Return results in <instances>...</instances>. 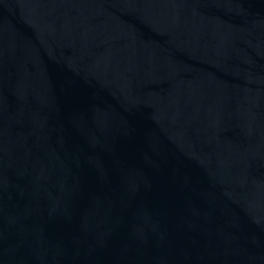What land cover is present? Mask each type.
<instances>
[{
  "label": "water",
  "instance_id": "95a60500",
  "mask_svg": "<svg viewBox=\"0 0 264 264\" xmlns=\"http://www.w3.org/2000/svg\"><path fill=\"white\" fill-rule=\"evenodd\" d=\"M0 264H264V0H0Z\"/></svg>",
  "mask_w": 264,
  "mask_h": 264
}]
</instances>
